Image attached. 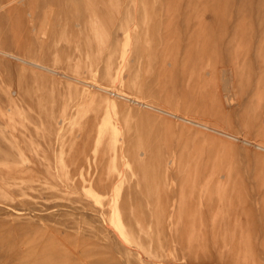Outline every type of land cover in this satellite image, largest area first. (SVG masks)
<instances>
[{
  "label": "rangeland",
  "instance_id": "1",
  "mask_svg": "<svg viewBox=\"0 0 264 264\" xmlns=\"http://www.w3.org/2000/svg\"><path fill=\"white\" fill-rule=\"evenodd\" d=\"M0 53V264H264V0H0Z\"/></svg>",
  "mask_w": 264,
  "mask_h": 264
},
{
  "label": "bare ground",
  "instance_id": "2",
  "mask_svg": "<svg viewBox=\"0 0 264 264\" xmlns=\"http://www.w3.org/2000/svg\"><path fill=\"white\" fill-rule=\"evenodd\" d=\"M43 33H45V32H43ZM2 53V52H1ZM0 53V54H1ZM4 55H6V54H4ZM8 56H10V55H8ZM17 59V58H16ZM229 72V71H228ZM223 77V76H222ZM226 77V76H225ZM228 78V77H227ZM228 79H230V78H228ZM224 82V81H223ZM228 84V83H227ZM225 85V84H224ZM225 87V86H224ZM223 90H225V89H223ZM229 92V91H228ZM226 96V95H225ZM225 96H224V98H225ZM230 96V95H229ZM226 100H227V97H226ZM225 103V102H224ZM226 103H227V101H226ZM228 104V103H227ZM233 105V104H232ZM235 106V105H234ZM232 109V108H231ZM156 111V110H155ZM164 113V112H163ZM173 117H175V116H173ZM194 124V123H193ZM198 127V126H197ZM227 137V136H226ZM231 138V137H230ZM234 139V138H233ZM235 140V139H234ZM238 142V141H237ZM244 144V143H243ZM247 145V144H246ZM249 145V144H248ZM250 146V145H249ZM251 147V146H250ZM254 147V146H253ZM95 233V232H94ZM93 253V252H92Z\"/></svg>",
  "mask_w": 264,
  "mask_h": 264
}]
</instances>
